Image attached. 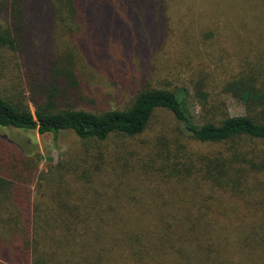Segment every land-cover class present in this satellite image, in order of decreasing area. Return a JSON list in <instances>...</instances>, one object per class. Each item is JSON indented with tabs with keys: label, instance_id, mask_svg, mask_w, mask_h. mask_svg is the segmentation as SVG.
I'll return each mask as SVG.
<instances>
[{
	"label": "trees",
	"instance_id": "obj_1",
	"mask_svg": "<svg viewBox=\"0 0 264 264\" xmlns=\"http://www.w3.org/2000/svg\"><path fill=\"white\" fill-rule=\"evenodd\" d=\"M195 3L214 15L251 12L264 42V0H0L1 52L23 62L35 108L0 91V201L12 206L0 264H264V148L248 144H264V47L245 42L236 74L222 80L220 93L248 112L232 116L217 97L203 125L181 92L138 85L123 68L134 52L155 62L171 22ZM101 73L122 77L101 82ZM157 110L174 115L177 134L146 137ZM20 131L72 132L81 154L40 171V151L21 149ZM184 134L217 148H189ZM118 138L119 150L106 145ZM161 158L172 161L140 173Z\"/></svg>",
	"mask_w": 264,
	"mask_h": 264
},
{
	"label": "rangeland",
	"instance_id": "obj_2",
	"mask_svg": "<svg viewBox=\"0 0 264 264\" xmlns=\"http://www.w3.org/2000/svg\"><path fill=\"white\" fill-rule=\"evenodd\" d=\"M222 5L223 3L219 2L218 6ZM194 6H196L194 12L180 13L176 21L171 22L168 33L169 42L165 45L168 50L166 52L161 50L155 62L153 59H148L145 63H141L139 53L134 52L133 60H131L133 67L125 64L123 68L130 71L134 81H139L138 85H153L181 92L193 124L203 125L213 121V117L209 113L212 102H215L217 97L224 101L226 109L232 116L243 115L248 112L246 105L231 94H222L220 91L224 82L222 80H225L224 78L228 75L236 74L238 63L243 58L241 51L245 42L249 44L252 41L255 45L264 47L263 39L252 34V28H254L252 13L247 10L238 13L236 9L234 12L219 10L214 15L211 12H205V8H200L199 3H195ZM0 21L7 24V21L5 23L1 16ZM171 43L172 45L177 43V46L170 47ZM115 50H117V54H120L117 48ZM2 55L4 58L1 57ZM13 56L12 51L9 50L6 55L1 52L0 48V91L10 100L23 104L28 103L35 111L31 100L32 95L23 76V62L18 57ZM120 58L122 59L121 55ZM231 68L234 72H231L230 75L227 71ZM202 70L214 75L213 78H200V71ZM101 74V82H114L122 77L121 74ZM97 79L99 78L97 77ZM92 83L96 87L98 81ZM105 87L112 89V86L107 84ZM93 91L90 94L93 95L94 93L95 96V93L98 92L94 89ZM214 91L219 92L218 95L220 96L215 95ZM97 100L101 101L102 99ZM125 101L124 97H120L118 103L123 104ZM99 105L105 106L106 102L101 101ZM111 106L117 107L118 104L112 101ZM180 128L181 124L176 121L170 111L157 110L146 137L151 138L154 134L164 133L162 131H166L167 135L177 134ZM0 132L2 131L0 130ZM180 136L182 142L189 148L192 146V149L209 151L217 148L205 149V146L200 147L195 142H189L185 134ZM17 140L20 148L27 152L34 151L36 148L39 149L40 171L48 170L49 166L56 167L67 163L70 158L81 154L82 149V142L72 132H61L59 138L55 139L51 134L40 135L37 131H20ZM124 140L123 138L112 139L106 145H109L114 151L119 150ZM131 142L136 144L139 141ZM248 144L256 148H264V144L261 142L249 141ZM142 154L145 153L142 152ZM150 157L148 154L141 155L139 158L149 161ZM161 159V162L156 163L158 167L152 163V168L144 167L140 173H156L155 171H158L163 163L167 165L172 161V159L170 161ZM6 206L12 207L9 201H5V203L0 201V237L9 233L6 230L7 224L4 220L11 217L12 211L8 208L5 209Z\"/></svg>",
	"mask_w": 264,
	"mask_h": 264
}]
</instances>
